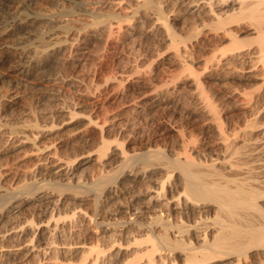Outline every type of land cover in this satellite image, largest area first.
<instances>
[{"label": "rangeland", "instance_id": "rangeland-1", "mask_svg": "<svg viewBox=\"0 0 264 264\" xmlns=\"http://www.w3.org/2000/svg\"><path fill=\"white\" fill-rule=\"evenodd\" d=\"M78 1L0 0V191L7 190L18 199L29 198L19 207L9 206L15 199H11L12 195L0 199V264H94L95 260V264H149L151 259L155 260L152 264H193L185 260V251L171 250L159 243L156 236L162 226L161 222L155 224L158 221L154 219L159 216L169 221L172 240L179 238L176 227L185 224L188 232L183 233L186 237L182 239L187 242L191 238L188 242L196 246L197 239L193 238L212 230L208 225L214 214L206 207L194 208V213L182 203L181 176L166 162L182 156L184 150L180 160L189 155L204 170L213 162L212 167L224 172L222 175L228 180L244 178V183L264 187V63L258 53H253L258 46L252 39L256 34L237 32L244 23L249 24L245 19L223 26L235 29L232 32L242 43L240 49L251 51V56H229L232 52L227 51L231 47L227 39L207 46L210 35L205 34L212 35L214 28L218 29L215 33H223L222 27H215L213 16L222 19L231 13L220 7L225 0H149L148 9L143 6L146 0H114L120 6L105 0L109 8L104 0ZM118 10H123L119 13H125L121 14L124 19ZM88 11L95 14L91 16ZM158 11H162L167 24L156 14ZM25 14L56 15L50 22L30 20L32 25L28 23L26 30L21 31L13 21ZM160 24L170 25L177 44L174 39L168 40L170 36L166 41L167 34L162 26L158 27ZM170 42L173 48L179 47L174 48L181 59L178 62L174 56V60L171 58L175 50ZM182 46L189 53H183ZM44 50L50 56L46 57ZM225 59H230L229 65ZM23 61L31 73L26 81L19 79L13 69ZM140 76L146 79L145 83L150 81L145 89L134 88L133 82ZM48 77H53L52 81ZM153 89L159 92L156 94ZM150 90L153 94L147 93ZM30 141L35 142L33 148L25 143ZM33 153L38 157L32 158ZM245 170L251 171L254 178L249 174L247 177ZM110 177V183H106ZM196 223L201 230L196 229ZM193 224L198 232L191 229ZM196 232L200 234L197 236ZM189 234L191 237L185 239ZM41 244L50 248L46 250ZM148 249L149 254L153 253V257L149 255L151 259ZM255 251L250 250V257L240 264L263 261L264 256L262 259V254ZM233 257H223L212 264L236 263Z\"/></svg>", "mask_w": 264, "mask_h": 264}, {"label": "bare ground", "instance_id": "bare-ground-1", "mask_svg": "<svg viewBox=\"0 0 264 264\" xmlns=\"http://www.w3.org/2000/svg\"><path fill=\"white\" fill-rule=\"evenodd\" d=\"M80 1V0H79ZM78 1V2H79ZM103 1V0H102ZM109 1H112V0H109ZM143 1V0H142ZM145 1V0H144ZM211 1V0H210ZM82 2V1H81ZM104 2H105V0H104ZM113 2H114V4H119V6H120V4L121 3H119V2H117L116 1V3H115V1L113 0ZM121 2H123V1H121ZM138 2V1H137ZM182 2V1H181ZM191 2V1H190ZM195 2V1H194ZM222 2V1H221ZM99 3H101V2H99ZM103 3V2H102ZM145 4H143V6H146L145 8H147L148 7V5H149V0H148V2H147V0L144 2ZM203 3V5H204V2H202ZM208 3V2H207ZM218 3V2H217ZM219 3H220V1H219ZM218 3V4H219ZM76 4V3H75ZM78 4V3H77ZM104 4H106V2L104 3ZM103 4V5H104ZM184 4V3H183ZM201 4V3H200ZM206 4V3H205ZM211 4V3H210ZM74 5V4H73ZM72 5V6H73ZM78 5H80V3L78 4ZM97 5V4H96ZM99 5V4H98ZM187 5H189V3L187 4ZM193 5V4H192ZM192 5H191V7H192ZM203 5H201L199 8L201 9V7H203ZM220 5V4H219ZM218 5V6H219ZM69 6V5H68ZM81 6V5H80ZM83 6V5H82ZM100 6H102V5H100ZM111 6H114V5H111ZM110 6V7H111ZM183 6V5H182ZM194 6L196 7L197 5H195L194 4ZM206 7L208 6L207 4L205 5ZM105 7V6H104ZM106 7H108L107 6V4H106ZM116 7V6H115ZM118 7V6H117ZM154 7V6H153ZM152 7V8H153ZM183 7H185V6H183ZM190 6H188L187 8H189ZM195 7H194V9H195ZM198 7V6H197ZM206 7H204V8H206ZM212 7V6H211ZM222 9H225V8H227V10H230V14H228L225 18H220V17H216V16H213V14H212V12L211 11H209V12H211L210 14L216 19V26L215 27H222V29H223V33L222 32H220V33H222V34H218V33H215V32H217V31H215V30H218L217 28L215 29L214 28V34H213V32H212V35H211V33L209 32V34H205V36L207 35H210L209 37H207L206 38V42H207V46H209L210 45V47H211V45H215L216 46V44H220V43H222V42H224V40H229L230 41V43L229 44H231V47L230 46H228L229 47V49L227 50V51H231L232 53L230 54V52H228V55L229 56H251L250 54H257L258 53V56H261V59H262V63H264V0H225L224 2H222L221 3V6H220ZM68 8H71V6L70 7H68ZM80 8V7H79ZM102 8V7H101ZM109 8V7H108ZM108 8H106V10L108 9ZM220 8V9H221ZM67 9V8H66ZM77 9V8H76ZM83 9V8H82ZM105 9V8H104ZM144 9V8H143ZM148 9V8H147ZM190 9H192V8H190ZM189 9V10H190ZM193 9V10H194ZM85 10V9H84ZM94 10V9H93ZM110 9H108V11H109ZM112 10V9H111ZM158 10V9H157ZM160 10V9H159ZM186 10V9H185ZM193 10H191V11H193ZM196 10V9H195ZM208 10V9H207ZM226 10V9H225ZM232 10V11H231ZM66 11V10H65ZM78 11H80L79 9H78ZM77 11V12H78ZM92 10H90V12H91ZM120 11H123V10H120ZM119 10H118V12L117 13H119L120 12ZM222 11V10H221ZM60 12V11H59ZM81 12V11H80ZM89 12V11H88ZM88 12H87V14H88ZM90 12H89V14H90ZM100 12V11H99ZM112 12H115V11H113L112 10ZM135 12V11H134ZM159 12V11H158ZM160 12H162V11H160ZM156 13V14H160V15H158L159 17H161L162 19H163V21H164V19L166 20V17H162V13ZM196 12V11H195ZM228 12V11H227ZM64 13H66V12H64ZM75 13V12H74ZM84 13H86V11L84 12ZM122 13H124V12H122ZM121 13V14H122ZM224 13V12H223ZM71 15H73V12L72 13H70ZM78 14H79V12H78ZM92 14V13H91ZM90 14V15H91ZM95 14V13H94ZM94 14H92V15H94ZM98 14V13H97ZM120 14V13H119ZM120 14V15H121ZM125 14V13H124ZM134 14V13H133ZM132 13H131V16L133 15ZM206 14V13H205ZM22 15H24V14H22ZM21 15V16H22ZM39 15H41V16H39ZM49 15H51V16H48L47 15V17H44V16H46V15H44L43 17H42V14H36V16L35 15H33L32 17H27V15L25 14V17H18L17 19H15V21H13L17 26H19L18 28L22 31L23 29L24 30H26L25 28L28 26L27 24L28 23H30V25H32L31 23L32 22H35V23H39V22H44V20H46V21H48V22H50L51 20H53L52 19V15H54V14H49ZM56 15V14H55ZM54 15V16H55ZM91 15V16H92ZM102 15V14H101ZM110 15V14H109ZM196 15V14H195ZM220 15V14H219ZM60 16H62V15H60ZM64 16V15H63ZM97 16V15H96ZM118 16V15H117ZM122 16V15H121ZM126 16V15H125ZM218 16V15H217ZM48 17H51V18H48ZM102 17V16H101ZM106 17H107V19H108V15H106ZM123 18L122 19H124V16H122ZM212 17V18H213ZM55 19H57V18H55ZM77 19H79V18H77ZM95 19H96V17H95ZM106 19V18H105ZM105 19H104V21H103V23L105 24ZM115 19V18H114ZM118 19V18H117ZM120 19V18H119ZM118 19V20H119ZM121 19V20H122ZM156 19V18H155ZM154 19V20H155ZM247 20V22L249 23V24H245L244 23V26H242V27H239L238 29H237V32H243V31H249V32H252V33H254V34H256V36H255V38H252V39H255L254 40V42H257V47L255 48V52H253V53H251V51H244L243 52V49H240V45L242 44L241 43V41H239L238 40V36L234 33V31L232 32V30H235V29H232V30H229V29H227L226 27L224 28L223 26L225 25V24H227V23H230V22H233V21H239V20ZM32 21V22H28V21ZM72 20H73V18H72ZM98 19H96V21H97ZM101 20V19H100ZM128 20V19H127ZM158 20V19H157ZM213 20V19H212ZM244 20V21H245ZM46 21H45V23H46ZM56 21V20H55ZM68 21V20H67ZM99 21V20H98ZM156 21V20H155ZM154 21V22H155ZM159 21V20H158ZM162 21V20H161ZM215 21V20H214ZM64 22V21H63ZM90 22V21H89ZM110 22V21H109ZM108 21L106 22L108 25L110 24ZM164 22H166V24H167V21H164ZM71 23V22H70ZM94 23V22H93ZM101 24L102 25V27L104 28V24ZM159 23H161V22H159ZM242 23V22H241ZM99 24V23H98ZM165 24V27L164 26H162V24H160L159 26L158 25H156V26H158L159 28H166L165 30L162 28V30L164 31V33L165 34H167V36H165V39H166V41H172L173 39L175 40V38H174V36L176 37V34H173V33H171V28H169V26L168 25H166ZM237 24V23H236ZM29 25V26H30ZM84 25H87V24H84ZM100 25V24H99ZM112 25V24H111ZM117 25V24H116ZM155 25V24H154ZM164 25V24H163ZM228 25V24H227ZM243 25V24H242ZM65 26V25H64ZM63 26V27H64ZM92 26H94V25H92ZM96 26H97V23H96ZM95 26V27H96ZM162 26V27H161ZM213 26H214V24H213ZM15 27V26H14ZM65 27H67V24H66V26ZM85 27V26H84ZM89 27V26H88ZM105 27H106V25H105ZM110 27V26H109ZM112 27V26H111ZM120 25H119V29H120ZM100 28V27H99ZM15 29V28H14ZM64 29V28H63ZM108 29V28H107ZM170 29V30H169ZM19 30V31H20ZM72 30V29H71ZM70 30V31H71ZM78 30H79V28H78ZM77 30V32H79ZM82 30V29H81ZM89 30H90V28H89ZM94 30H95V28H94ZM109 30V29H108ZM238 30H240V31H238ZM7 31V30H6ZM93 31V30H92ZM99 31V30H98ZM112 31V30H111ZM111 31H110V33H111ZM209 31H211V30H209ZM220 31H222V30H220ZM2 32V31H1ZM4 32V31H3ZM28 32V31H27ZM31 32V31H30ZM65 32V31H64ZM66 32H69L68 31V29H66ZM96 33V32H95ZM118 33V32H117ZM208 33V32H207ZM3 34V33H2ZM68 34V33H67ZM77 34V33H76ZM79 34V33H78ZM82 34V33H81ZM87 34V33H86ZM97 34V33H96ZM1 35V34H0ZM6 35V34H5ZM75 35V34H74ZM92 35V34H91ZM77 35H75V36H73V37H76ZM89 36V35H88ZM93 36V35H92ZM109 36V35H108ZM107 36V37H108ZM170 36V37H169ZM66 37V36H65ZM90 37V36H89ZM168 38V40H167V38ZM171 37H173V38H171ZM79 38H81V37H79ZM78 38V39H79ZM83 38V37H82ZM177 38V37H176ZM106 39V38H105ZM172 39V40H171ZM190 39V38H189ZM195 39V38H194ZM204 39H205V37H204ZM80 40H83V39H80ZM59 41V40H58ZM63 41V40H62ZM64 41H67V38H66V40H64ZM63 41V42H64ZM77 41V40H76ZM89 41V40H88ZM176 41V42H175ZM174 42L177 44V40H175ZM242 41H244V40H242ZM246 41V40H245ZM81 42H85V41H81ZM180 42V41H179ZM183 42V41H182ZM196 42V41H195ZM60 43V42H59ZM59 43H57V45L59 44ZM85 43H87V42H85ZM245 43V42H244ZM88 44H89V42H88ZM167 44L168 43H166V46H167ZM198 44V43H197ZM52 45H53V43H52ZM56 45V44H55ZM169 45H170V47L172 46V48H173V44L171 45V42L169 43ZM168 45V46H169ZM38 46V45H37ZM37 46H36V48H37ZM59 46V45H58ZM176 46V45H175ZM206 46V47H207ZM77 47V46H76ZM177 48H179L178 46H176ZM176 47H174V48H176ZM186 46H184V48H183V46H182V48H183V50L184 51H182L183 53H185V51H187L186 49L187 48H185ZM205 47V49H207ZM209 47V48H210ZM34 48V47H33ZM48 48V47H47ZM169 48V47H168ZM173 48V50H175ZM176 48V49H177ZM181 48V49H182ZM217 48V47H216ZM32 49V48H31ZM38 49V48H37ZM40 49V48H39ZM84 49H86V48H84ZM181 49H180V53H181ZM224 49V48H223ZM227 49V48H226ZM1 50V49H0ZM53 50H54V48H53ZM52 50V51H53ZM55 50H57L56 48H55ZM173 50H172V52H173ZM178 50V49H177ZM177 50H175L174 52H173V54H172V59H173V56L176 58V60L178 59V60H181L179 57V54L176 52ZM244 50H246V49H244ZM7 51V50H6ZM34 51H35V49H34ZM49 51V50H48ZM77 51V50H76ZM8 52V51H7ZM15 52V51H14ZM41 52V51H40ZM55 52H57V51H54V53ZM59 52V51H58ZM87 52V51H86ZM176 52V53H175ZM179 52V51H178ZM188 52V51H187ZM23 53H24V50H23ZM30 53V52H29ZM37 53V52H36ZM44 55H46V57L49 55L50 56V52L48 53L47 52V50L45 51H43L42 52ZM78 54H76V55H79V53L80 52H77ZM84 52H82L81 51V53L80 54H83ZM189 53V52H188ZM16 54V53H15ZM56 54V53H55ZM63 54V53H62ZM9 55V54H8ZM7 55V56H8ZM20 55H21V53H20ZM26 55H28V54H26ZM37 56L38 55H41V53L40 54H36ZM43 55V56H44ZM182 55V54H181ZM223 55V54H222ZM22 56V55H21ZM31 56H34V55H31ZM179 56V57H178ZM183 56V55H182ZM209 56V55H208ZM253 56V55H252ZM15 57V56H14ZM25 57V56H24ZM26 57H28V56H26ZM26 57H25V59H26ZM40 57V56H39ZM42 57V56H41ZM169 57V58H170ZM228 57V56H227ZM17 58V57H16ZM18 58H21V57H18ZM52 58V57H51ZM77 58V57H76ZM85 58V57H84ZM222 58H224V57H222ZM234 58V57H233ZM10 59V58H9ZM14 59V58H13ZM24 59V60H25ZM28 59H29V57H28ZM31 59V58H30ZM38 58H36V60H37ZM46 59V58H45ZM45 59H43V60H45ZM49 59V58H48ZM232 59V58H231ZM23 60V59H22ZM27 60V59H26ZM33 60V59H32ZM42 60V61H43ZM54 60V59H53ZM78 60H79V58H78ZM81 60V59H80ZM174 60V59H173ZM172 60V61H173ZM178 60H177V62H178ZM220 60V59H219ZM218 60V61H219ZM228 60H230V59H225V63H227L228 65H229V63H228ZM2 61V60H1ZM20 61V60H19ZM34 62H35V60H33ZM39 61V60H38ZM171 61V62H172ZM3 62H4V60H3ZM2 62V63H3ZM15 62V61H14ZM17 62V61H16ZM30 62V61H29ZM82 62V61H81ZM174 62H176V61H174ZM176 62V63H177ZM180 62L181 61H179V64H180ZM1 63V64H2ZM11 63V62H10ZM25 63L26 62H22V63H17V65L13 68V69H15L14 71L17 73V75H19V77H21V78H19V79H21L22 81H26L29 77H30V75H31V73L30 72H28V70H27V65H25ZM36 64H37V62H35ZM45 63V62H44ZM175 63V64H176ZM222 63V62H221ZM231 63V62H230ZM253 63V62H252ZM29 64H31V63H29ZM77 64H78V62H77ZM178 64V63H177ZM181 64H182V62H181ZM180 64V65H181ZM4 65V64H3ZM7 65H11V64H9V61H8V63H7ZM41 65V64H40ZM179 65V66H180ZM42 66V65H41ZM75 66H76V64H75ZM183 66V65H182ZM181 66V67H182ZM35 67V66H34ZM74 67V66H73ZM167 67V66H166ZM185 67H186V65H185ZM263 67V66H262ZM3 68V67H2ZM1 68V69H2ZM29 68V67H28ZM37 68H39V67H37ZM41 68V67H40ZM186 68H188V67H186ZM213 68V67H212ZM30 69V68H29ZM183 69V68H182ZM256 69V68H255ZM3 70V69H2ZM8 70V69H7ZM4 71V70H3ZM10 71V70H9ZM33 71H35V70H33ZM181 72V71H180ZM220 72V71H219ZM3 73V72H2ZM2 73H0V74H2ZM37 74H39L38 73V71L36 72ZM140 73V72H139ZM171 73V72H170ZM196 73V72H195ZM58 74V73H57ZM145 75H143L144 77L145 76H147V74L146 73H144ZM149 74V73H148ZM94 75V74H93ZM253 75V74H252ZM34 76H35V74H34ZM77 76V75H76ZM96 76V75H95ZM143 76H140L139 78H141V80H136V81H134L133 82V84H134V88H143V89H145V87H144V85L147 83V84H149V82L147 81L146 83H145V80H144V78H143ZM14 77H16V75L14 76ZM57 77H60V76H57ZM93 77V76H92ZM91 77V79H93ZM104 77V76H103ZM113 77V76H112ZM33 78V77H32ZM41 78V77H40ZM50 80L53 78H50V77H48ZM61 78V77H60ZM106 78V77H105ZM0 79H1V76H0ZM42 79V78H41ZM43 79H44V77H43ZM47 79V78H46ZM48 79V80H49ZM59 79V78H58ZM57 79V80H58ZM161 79V78H160ZM239 79V78H238ZM148 80V79H147ZM152 80V79H151ZM195 80V79H194ZM52 81V80H51ZM50 81V82H51ZM59 81H60V79H59ZM93 81V80H92ZM117 81V80H116ZM115 81V82H116ZM192 81V80H191ZM30 82V81H29ZM42 82V81H41ZM49 82V83H50ZM68 82V81H67ZM76 82V81H75ZM80 82V81H79ZM118 82V81H117ZM126 82V81H125ZM205 82V81H204ZM15 83V82H14ZM17 83V82H16ZM33 83H34V81H33ZM48 83V84H49ZM53 83H54V81H53ZM61 83H62V81H61ZM68 83H70V82H68ZM87 83V82H86ZM119 83V82H118ZM121 83V82H120ZM195 83V82H194ZM196 83H197V81H196ZM26 83H24V85H25ZM38 84H39V81H38ZM41 84V83H40ZM56 84V83H55ZM58 84V83H57ZM198 84V83H197ZM29 85H32V84H29ZM33 85H35V84H33ZM37 85V84H36ZM67 85H69V84H67ZM71 85V84H70ZM82 85H83V83H82ZM150 85V84H149ZM165 85V84H164ZM47 85H45V87H46ZM48 86H50V84L48 85ZM51 86H53L52 85V83H51ZM75 86V85H74ZM87 86V85H86ZM153 86V85H152ZM170 86V85H169ZM25 87V86H24ZM31 87V86H30ZM54 87H56V86H54ZM61 87V86H60ZM159 87V86H158ZM158 87H156V88H158ZM162 87V86H161ZM201 87V86H200ZM32 88V87H31ZM57 88V87H56ZM69 88V87H68ZM118 88V87H117ZM148 87L146 86V89H147ZM154 88V87H153ZM39 89V88H38ZM61 89V88H60ZM66 89V88H65ZM73 89H75V88H73ZM84 89H86V88H84ZM88 89V88H87ZM132 89H133V87H132ZM142 89V90H143ZM151 89V88H150ZM163 89V88H162ZM43 90V89H42ZM63 90V89H62ZM69 90V89H68ZM129 90V89H128ZM148 90V89H147ZM154 90V89H153ZM40 91V90H39ZM46 91V90H45ZM54 91V90H53ZM52 91V92H53ZM56 91V90H55ZM59 91V90H58ZM158 92H159V90H157ZM157 91L156 90H154V91H152V92H156V94H157ZM36 92H38V91H36ZM61 92V91H60ZM69 92V91H68ZM77 92V91H76ZM147 92V91H146ZM160 92H162L161 91V89H160ZM38 93H40V92H38ZM51 93V92H50ZM139 93V92H138ZM148 94H150L151 93V90L149 91V92H147ZM51 94H53V93H51ZM56 94V93H55ZM58 94V93H57ZM68 94H70V93H68ZM131 94H133V93H131ZM151 94H153V93H151ZM160 94V93H159ZM167 94H168V92H167ZM121 95V94H120ZM119 95V96H120ZM123 95H125V94H123ZM147 95V94H146ZM55 96V95H54ZM142 96V95H141ZM145 96V95H144ZM151 96H153V95H151ZM47 97V96H46ZM51 97V96H50ZM57 97V96H56ZM154 98H156V96H153ZM120 98H121V96H120ZM151 98V97H150ZM159 99H160V96L158 97ZM165 98V97H164ZM119 99V98H118ZM141 99V98H140ZM159 99H158V101H159ZM163 99V98H162ZM114 100H115V98H114ZM120 101V100H119ZM146 101V100H145ZM160 101H163V100H160ZM165 101V100H164ZM167 101H168V98H167ZM205 101V100H204ZM151 102H152V100H151ZM170 102H172L171 100H170ZM148 103H150V102H148ZM156 103V102H155ZM155 103H154V105H155ZM143 105L145 104V103H142ZM152 104V103H151ZM158 104H156V106H157ZM153 106V105H152ZM160 106V105H159ZM143 107V106H142ZM174 107V106H173ZM208 107H212V106H209L208 105ZM163 108V107H162ZM209 108V109H210ZM194 109V108H193ZM211 110H213V109H211ZM215 112V111H214ZM257 114V113H256ZM214 116V115H213ZM91 121V120H90ZM213 122V121H212ZM215 122V121H214ZM248 123V122H247ZM99 127V126H98ZM101 128V127H100ZM217 129V128H216ZM221 129V128H220ZM255 129H257V128H254V130ZM51 130V129H50ZM101 130V129H100ZM251 130V129H250ZM258 130V129H257ZM243 131V130H242ZM244 131H246V130H244ZM243 131V132H244ZM252 131V130H251ZM256 131V130H255ZM85 132V131H84ZM81 133V132H80ZM100 133H102V132H100ZM260 133V132H259ZM85 134V133H84ZM220 134V133H219ZM248 134V133H247ZM264 134V133H263ZM101 135V134H100ZM99 135V136H100ZM224 135V134H223ZM253 135H255V136H257L256 134H253ZM259 135V134H258ZM249 136V135H248ZM264 136V135H263ZM26 137V136H25ZM258 137V136H257ZM28 138V137H27ZM224 138V137H223ZM251 138V137H250ZM235 139V138H234ZM256 139V138H255ZM28 140V139H27ZM228 140V139H227ZM103 142V141H102ZM108 142V141H107ZM228 142V141H227ZM230 143H231V141H229ZM26 144H30L31 146H32V148H33V146H35V142L34 141H30V142H25ZM255 143V142H254ZM260 143V142H259ZM24 144V143H23ZM184 144V143H183ZM229 144V143H228ZM252 144V143H251ZM22 145V144H21ZM29 145V146H30ZM186 145V144H185ZM231 145V144H230ZM230 145H228V147L230 146ZM243 145V144H242ZM250 145V144H249ZM256 145V144H255ZM263 145V144H262ZM233 146V145H232ZM231 146V147H232ZM239 146V145H238ZM237 146V147H238ZM252 146V145H251ZM118 147V146H117ZM250 147V146H249ZM248 147V148H249ZM233 148V147H232ZM231 148V149H232ZM240 148H242V146H240ZM243 149H244V147H243ZM247 149V148H246ZM115 150V149H114ZM183 150V149H182ZM233 150V149H232ZM241 150V149H240ZM251 150V149H250ZM249 150V151H250ZM106 151V150H105ZM120 152H121V150H119ZM123 151V150H122ZM234 151H236V152H240V151H238V150H236V149H234ZM252 151V150H251ZM260 151V150H259ZM262 151H263V149H262ZM8 152V151H7ZM231 152H233V151H231ZM236 152H233L234 154H237ZM242 152V151H241ZM246 152V151H245ZM47 153H49V152H47ZM46 153V154H47ZM123 152H121L120 154H122ZM229 153V152H228ZM232 153V154H233ZM256 153V152H255ZM263 153V152H262ZM163 154V153H162ZM179 154V153H178ZM180 154H183L182 156L180 155ZM179 155V157H183L184 156V150L180 153ZM188 154V153H187ZM234 154H233V156H234ZM50 155V154H49ZM230 155V154H229ZM238 156H239V154H237ZM30 156V155H29ZM39 156H41V155H39ZM45 156V155H44ZM123 155H121L120 157H122ZM146 156L147 155H145V159H146ZM158 156H160L161 157V155H155V157L157 158ZM189 156V155H188ZM188 156H186L185 158H183L182 160H180V158L177 156V158L175 157L174 159H172L171 161H169V160H167V166H170L171 168L173 167L174 169H177L178 171H179V174H180V176H181V179L182 180H180V182L183 184L182 186H184V192H183V197H184V200H182V203H184L186 206H189V208H191V210L193 209V211L195 210L194 208H197L198 209V207H202V209L204 208L205 209V207H206V210L207 209H209V210H212L211 212L214 214V216H212L213 218L210 220L212 223H210V224H212V225H208V226H211V228H212V230H207V234H206V231L203 233V237L201 236H198L199 234H200V232L197 234V230H195L194 229V227H195V225L194 226H191V229L193 228L195 231H197L196 232V234H197V236H194V237H197V238H193V239H195V241H196V239H197V241L195 242V245L196 246H193L192 244V242H188L190 239L188 238V236H190L191 237V235H192V233H193V231H192V233H191V235L189 234V235H187V238H185V239H189L187 242H186V240L184 241L183 239H184V237H186V235H183V233L187 230L186 228H184L185 227V224H184V227H183V224L182 225H179L180 227H176V231H177V233H178V237L179 238H177L176 240H175V238L172 240V238L170 239V232H169V230H168V228H170V227H168V223H169V221L167 222V221H164L163 219H161L159 216L158 217H156L154 220H157L158 222H155V224H157V223H159V222H161V229H162V232H160L159 233V235H158V237L156 236V238H158L159 239V243H161L162 245H163V247L165 246V247H167L168 249H170L171 248V250L173 249V248H177V249H181V250H183V251H185L184 252V256H185V260H187L189 263H193V264H212L213 262H215L216 263V261L217 260H220L221 258H223V257H228V256H234L233 257V261H234V259H235V262L237 263V264H240L241 263V261L242 260H246V258L247 257H250V255H249V252H250V250L252 251V250H256V251H259L262 255V259H263V256H264V201H262V200H264V187L263 188H260L259 186L256 188V186H255V183H254V186H253V184H251V182H250V184H247V182H249V181H247V179H246V181L247 182H245L244 183V181L243 180H245L244 178L243 179H240V180H242V181H239V180H237V181H234V180H236V179H234V180H228L227 178H225V175H224V177H223V175L222 174H224V172L223 173H219L218 171V169H215V168H213L212 167V165H213V162H212V165L211 166H209L210 168H205L206 170H204L203 169V165H204V163H203V165H201V167H202V169H200V164H196L193 160H192V158L190 159V156L188 157ZM233 156H232V158H233ZM25 157V156H24ZM38 157V154L36 155V154H34L33 153V155H32V158H37ZM152 157V156H151ZM154 157V159H156ZM160 157H158V158H160ZM240 157V156H239ZM242 157V156H241ZM245 159H248V157L247 156H243ZM251 157V156H250ZM29 158V157H28ZM144 158V157H143ZM228 158V157H227ZM231 158V157H230ZM229 158V159H230ZM243 158V159H244ZM123 159V158H122ZM161 159H163V156H162V158ZM236 159H237V157H236ZM239 159H241V158H239ZM242 159V160H243ZM164 160V159H163ZM225 160H227L226 158H225ZM231 160V159H230ZM233 160H234V158H233ZM146 161V160H145ZM157 161L159 162L160 160L159 159H157ZM169 161V162H168ZM229 161V160H228ZM227 161V162H228ZM234 161H236V160H234ZM247 161V160H246ZM38 162V161H37ZM164 162H165V160H164ZM226 162V163H227ZM230 162V161H229ZM229 162L227 163L228 165H229ZM165 163V164H166ZM234 164H237L236 162H233ZM257 163V162H256ZM211 164V163H210ZM215 164V163H214ZM221 164V163H220ZM230 164H231V162H230ZM234 164H232L231 166L233 167H237L236 165H234ZM149 165V164H148ZM207 165V164H206ZM216 165V164H215ZM252 165V164H251ZM223 166V165H222ZM250 166V165H249ZM262 166V165H261ZM61 167V166H60ZM220 167V166H219ZM228 168L230 167V166H227ZM144 168V167H143ZM160 168V167H159ZM222 168V167H221ZM252 168V167H251ZM264 168V167H263ZM263 168L261 169V170H263ZM225 169V168H224ZM230 169H234V170H236V171H240V168H230ZM166 170V169H165ZM218 170V171H217ZM221 170V169H220ZM223 170V169H222ZM251 170V169H250ZM144 171V170H143ZM233 171V170H232ZM242 171V170H241ZM247 170H245V172H246ZM256 171V170H255ZM259 171V170H258ZM137 172V171H136ZM248 172V171H247ZM260 172V171H259ZM22 173V172H21ZM165 173V172H164ZM234 173H236V172H234ZM240 173V172H239ZM258 173V172H257ZM261 173V172H260ZM263 173V172H262ZM136 174V173H135ZM229 174H230V172H229ZM246 174V173H245ZM248 174L250 175L251 174V171L250 172H248L247 173V177H248ZM237 175H238V173H237ZM253 175H255V174H253ZM231 176V175H230ZM229 176V177H230ZM233 176V175H232ZM242 176H244V175H242ZM251 176V178H252V175H250ZM260 176V175H259ZM226 177H228V176H226ZM245 177V176H244ZM264 177V176H263ZM262 177V178H263ZM180 178V177H179ZM232 178V177H231ZM254 178V177H253ZM252 178V179H253ZM256 178H257V176H256ZM105 179V178H104ZM238 179V178H237ZM249 179H250V177H249ZM251 179V180H252ZM106 180V179H105ZM111 180V177L110 178H107V182L106 183H110L109 181ZM250 180V181H251ZM255 180V179H254ZM252 181V183L253 182H255V181ZM258 181V180H257ZM264 181V180H263ZM259 182V181H258ZM258 182H256V183H258ZM262 182V181H261ZM260 182V183H261ZM101 183V182H100ZM112 183V182H111ZM263 183V182H262ZM102 184V183H101ZM264 184V183H263ZM108 185V184H107ZM262 185V184H261ZM260 185V186H261ZM71 186V185H70ZM103 187H105L104 185H102ZM102 186L101 187H99V186H96V187H98L97 189H99V188H102ZM55 187V186H54ZM107 187V186H106ZM108 188V187H107ZM73 189V188H72ZM69 190V189H68ZM10 191H13V189L12 190H10ZM88 191V190H87ZM103 191H104V189L103 190H101V193H103ZM60 192V191H59ZM100 193V192H99ZM180 193V192H179ZM50 194V193H49ZM108 194V193H107ZM152 194V193H151ZM155 194H156V192H155ZM8 195H12L11 196V199L12 198H15L14 199V201L13 202H10V204H9V206L10 207H19V206H21L20 204H23L24 202H26V201H28V199L29 198H25V199H18V198H16V197H13V194H10L9 193V191H7V190H1L0 191V199L1 198H3V197H5V196H8ZM151 196V195H150ZM262 198V199H261ZM9 201V200H8ZM8 203V202H7ZM94 204V203H93ZM181 204V203H180ZM183 204V205H184ZM8 206V207H9ZM204 206V207H203ZM5 207H7V206H5ZM6 209H8V208H6ZM5 209V210H6ZM187 209V208H186ZM203 209V210H204ZM9 210V209H8ZM205 210V211H206ZM1 211H2V209L0 210V217H2V214H3V212H2V214H1ZM192 211V212H193ZM197 211V210H196ZM200 212V211H199ZM202 212V211H201ZM207 212V211H206ZM210 212V211H209ZM10 213V212H9ZM194 213H195V211H194ZM211 214V213H210ZM161 215V214H160ZM168 215V214H167ZM0 219H2V218H0ZM154 220H153V222H154ZM166 220V219H165ZM202 220V219H201ZM200 220V221H201ZM209 221V222H210ZM198 222V221H197ZM202 222H203V220H202ZM206 222V221H205ZM208 222V221H207ZM206 222V223H207ZM208 222V223H209ZM193 223V222H192ZM198 223H200V222H198ZM198 223H196V229H198ZM205 223V224H206ZM154 224V223H153ZM177 225V226H178ZM192 225V224H191ZM207 225V224H206ZM45 226V225H44ZM160 226V225H159ZM182 226V227H181ZM200 226H203V225H200ZM199 226V227H200ZM207 226V227H208ZM47 227V226H46ZM148 227V226H147ZM149 228H151V227H149ZM172 228V227H171ZM201 228V227H200ZM198 229V230H201V229ZM203 228H205V227H203ZM23 229V228H22ZM44 229V228H43ZM190 229V228H189ZM173 230V229H172ZM175 230V229H174ZM203 230H205V229H203ZM202 230V231H203ZM51 231V230H50ZM156 231V230H155ZM158 231H160V230H158ZM194 231V232H195ZM49 232V231H48ZM172 232V231H171ZM186 232H188V230L186 231ZM185 232V233H186ZM177 233H175L176 235H177ZM184 233V234H185ZM209 233V234H208ZM94 234V233H93ZM4 235V234H3ZM103 235V234H102ZM172 235V234H171ZM176 235H174V236H176ZM194 235V234H193ZM184 236V237H183ZM172 237V236H171ZM183 238V239H182ZM3 239V238H2ZM14 240V239H13ZM18 240V239H17ZM1 242V241H0ZM151 243H152V240L150 241ZM149 242V243H150ZM154 242V241H153ZM20 243V242H19ZM192 243V244H191ZM64 244V243H63ZM42 246H43V244H41ZM49 245V244H48ZM152 245H153V243L151 244V247H152ZM36 246V245H35ZM40 246V245H39ZM2 247V246H1ZM43 247H47L46 245L45 246H43ZM15 248V247H14ZM38 248V247H37ZM50 248V246L49 247H47V249L46 248H43V249H46V250H48ZM70 248V247H69ZM155 248H156V246H155ZM41 249V248H40ZM68 249V248H67ZM150 249H152V248H150ZM150 249H148V251L150 250ZM10 250V249H9ZM38 250V249H37ZM45 250V251H46ZM91 250H93V249H91ZM8 251V250H7ZM31 251H32V249H31ZM34 251V250H33ZM39 251V250H38ZM41 251V250H40ZM43 251V250H42ZM45 251H43V252H45ZM146 252L147 254H148V256L150 255L151 257H153V253H151V254H149L150 253V251L149 252ZM182 251V252H183ZM255 251V254L256 253H258V252H256ZM8 252H10V251H8ZM7 252V253H8ZM56 252V251H55ZM1 253V252H0ZM11 253V252H10ZM29 253V252H28ZM48 252H46V254H47ZM53 253V252H52ZM99 253V252H98ZM98 253H96L95 255H97ZM166 253V252H165ZM33 254V253H32ZM92 254V253H91ZM161 254V253H160ZM254 254V253H253ZM259 254V253H258ZM257 254V255H258ZM53 255V254H52ZM55 255V254H54ZM88 255H89V253H88ZM87 256V255H86ZM90 256V255H89ZM149 256V259H151V257ZM251 256H252V254H251ZM256 256V255H255ZM259 256V255H258ZM84 258H87L88 259V257H84ZM96 258H97V256H96ZM135 258H136V256H135ZM230 258V257H229ZM228 258V259H229ZM34 259V258H33ZM83 259V258H82ZM87 259H85L86 261H88ZM92 259V258H91ZM259 259H260V257H259ZM258 259V260H259ZM133 260V259H132ZM135 260H137V259H134L132 262H134ZM153 259H151V263H149V264H152V262H154L155 260H153ZM232 260H231V262H232ZM261 260V259H260ZM85 261V262H86ZM138 261V260H137ZM148 261V260H147ZM221 261V260H220ZM264 261V260H263ZM263 261H260L259 262V264L261 263V262H263ZM95 262H96V260H95ZM95 262H94V264H95ZM148 262H150V261H148ZM219 262V261H218ZM230 262V263H231ZM247 262V261H246ZM254 262V261H253ZM136 263V262H135ZM185 263H187V262H185ZM184 263V264H185ZM228 263V262H227ZM234 263V262H233ZM233 263H231V264H233ZM236 263H234V264H236ZM87 264V263H86ZM92 264H93V262H92ZM148 264V263H147ZM154 264V263H153ZM224 264V263H223ZM229 264V263H228ZM251 264V263H250ZM261 264H264V263H261Z\"/></svg>", "mask_w": 264, "mask_h": 264}]
</instances>
